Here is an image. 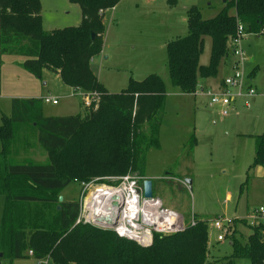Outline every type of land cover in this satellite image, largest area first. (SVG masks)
I'll return each instance as SVG.
<instances>
[{"label":"trees","instance_id":"obj_1","mask_svg":"<svg viewBox=\"0 0 264 264\" xmlns=\"http://www.w3.org/2000/svg\"><path fill=\"white\" fill-rule=\"evenodd\" d=\"M69 1L80 6L81 23L48 31L43 27L41 0H0L2 55L24 57L23 67L37 78H43L45 70L54 71L66 86L101 95L98 108L86 109L85 116H46L42 99H12L11 114L4 115L0 125V194L5 196L0 253L19 259L33 250L37 259L53 264H237L239 259L264 264V228L245 219L237 223L252 233L246 238L236 225L230 238L232 253L224 262L210 261V226L197 214L201 219L197 225L175 234L155 233L148 247L112 229L76 223L80 201H60L73 181L111 182L109 178L126 175L148 178L147 154L161 147L167 88L161 75L151 74L142 81L131 78L122 92L110 93L91 63L103 51L105 12L121 0ZM240 23L247 34H264V0H229L219 14L207 19L197 6L191 7L188 34L167 44L173 85L192 94L199 79L216 78ZM206 36L212 38V51L204 65L200 57ZM26 127L46 152L45 162L10 160L20 129ZM255 139L250 169L264 167V132Z\"/></svg>","mask_w":264,"mask_h":264},{"label":"rangeland","instance_id":"obj_2","mask_svg":"<svg viewBox=\"0 0 264 264\" xmlns=\"http://www.w3.org/2000/svg\"><path fill=\"white\" fill-rule=\"evenodd\" d=\"M50 2L56 3L58 14L55 13L53 17L51 12L44 13L43 27L47 30L81 23L82 10L79 5L69 0ZM224 5V0H121L116 10L105 13L106 35L110 31L107 53L96 56L92 61L93 71L110 93L122 92L131 78L142 81L151 74H159L165 79L167 96L160 133L161 147L148 152L146 175L153 180L154 195L166 205L176 208L187 222L193 213L207 220L219 215L238 219L264 205V167L259 165L250 169L256 151L255 136L264 132V34H247L242 42L248 57L245 68L250 70L259 66L255 78L258 95L250 108L240 106L225 116L217 107L209 106L206 99L183 94L170 79L164 42L188 34V26L181 24L178 17L185 16L184 12L190 6H197L203 18L215 17ZM113 15L115 20H111ZM55 18L59 24L50 25ZM112 37L119 43H113ZM211 51L212 38L206 36L201 64L209 63ZM232 58L230 55L225 60L229 63ZM224 62L217 77L225 76L230 71L223 67ZM7 76L9 73L4 74L1 66L2 94L14 90L4 84ZM43 77L44 82H48L45 93L51 91L60 99L58 105L42 102L46 116L87 114L82 97L77 94L72 96L71 89L57 73L45 70ZM10 78L11 75L9 80L13 81ZM214 79L211 78L210 83ZM10 110V104L0 99V125L4 114L11 113ZM16 145L17 150L13 151L11 161L47 160L46 152L29 127L20 129ZM187 179L192 181L190 185L183 182ZM114 182L98 181L96 184ZM80 190L81 183L73 181L63 194L69 200H79ZM228 194H231V198ZM4 203L5 196L0 194V224ZM237 227L246 238L252 233L249 227L240 224ZM209 246L210 261L224 262V257L232 253L230 240L218 242L215 231L210 232ZM0 264L53 263L49 259H37L30 255L11 259L0 253ZM237 264L252 263L249 259H239Z\"/></svg>","mask_w":264,"mask_h":264},{"label":"built area","instance_id":"obj_3","mask_svg":"<svg viewBox=\"0 0 264 264\" xmlns=\"http://www.w3.org/2000/svg\"><path fill=\"white\" fill-rule=\"evenodd\" d=\"M247 33L244 24L240 23L235 36L229 41L230 71L216 86L200 85L192 93L195 97L207 100L211 107H217L223 115H229L240 106L250 108L253 99L258 95L253 84V77L245 68L248 60L247 52L242 45ZM82 97L85 109H97L101 95L98 91H84L72 88L71 95ZM43 102L58 105L59 97L45 96ZM113 184H96L100 178L81 183L80 214L76 223H95L96 217L117 220L114 230L119 236L125 237L148 247L153 244L154 234H175L186 231L197 225L201 220L193 213L189 222L177 210L168 207L160 197L151 198L144 195V180L136 175H126ZM103 182V181H102ZM186 185V181H183ZM117 202V204H115ZM245 219L251 225H261L264 228V205L252 210L248 216L233 218L219 215L212 220H204L210 226V232H217V241L230 240L236 228L237 220ZM105 228L103 226H100ZM29 255L34 256L33 250Z\"/></svg>","mask_w":264,"mask_h":264},{"label":"crops","instance_id":"obj_4","mask_svg":"<svg viewBox=\"0 0 264 264\" xmlns=\"http://www.w3.org/2000/svg\"><path fill=\"white\" fill-rule=\"evenodd\" d=\"M227 1H229V0H224L225 4H226ZM41 4H42V11H41L42 14L41 15H42V19H43V26H45L44 13L51 12V14H53L52 16L54 17L55 16V13L58 14V7H57L56 3H51L50 0H47V2H45L44 0H41ZM116 8H118V5L116 7H114V8L108 9L107 11H109V10H116ZM190 8H191V6L189 8H187L186 12H184L185 16L182 15V16L178 17L179 22L181 24H183L184 26H186V25L188 26V10ZM175 10H176V13H178V9L176 8ZM169 12H172V11L169 10ZM231 13L235 14V10H231ZM105 16H106V14H105ZM105 16H104V23L106 25ZM177 16H178V14H177ZM112 18L113 19H111V20H115L114 15L112 16ZM210 18H212V17H210ZM53 24H59L58 23V19H56V18L53 19V21H52V23L50 25H53ZM50 30H52V29H50ZM48 31H49V29H48ZM109 35H110V31L108 30L107 35H106V33L104 35V47H103V51H102L101 54H106L107 53L106 48L108 46V43L107 42H108ZM110 39L115 44H118L119 43V40H117L114 37H112ZM173 39H175V38H173ZM168 42H169V40H166L164 42V47H166V49H167ZM93 60H94V58H93ZM23 61H24V57H22L20 55H9V54L2 55L1 52H0V68L2 66L3 67V73L4 74L5 73H7V74L9 73V76L11 75V78L13 79V81H11V80H9V76H7V79H6V81H5L4 84L7 85V86H9V87L11 86V90L14 89L12 93H5V94L0 93V99H5L6 104L9 103L10 106H11V109H12V99H14V98H22V99L39 98V99H42L45 96L57 97L58 95H56L54 93H51V91H49L48 93H45V91H44L45 89L44 88L48 85V82L47 81L44 82V80H43L44 77L43 78H37L33 74L29 73L23 67V65H22L23 64ZM224 61L225 62H224V66L223 67L227 71L230 70L229 64L231 63L232 60L229 63L226 60H224ZM91 67H92V63H91ZM220 68H221V66H220ZM255 68H257V70H258L259 66L253 67L252 69L248 70V72L251 74V72H253ZM92 70H93V68H92ZM257 70L255 71V74L253 76V84L255 86L257 85L256 82H255V78H256V75H257ZM57 75H58V77H60V74L59 73H57ZM43 76H44V74H43ZM222 78H223V76L222 77L221 76L220 77H216V79H214V82L213 83L212 82L210 83V79L211 78H208V79H202L201 78V79H199V84L200 85H204V86H216V85L219 84V82L222 80ZM69 88L72 91V88L71 87H69ZM256 88H257V86H256ZM185 95H188V94H185ZM233 111H235V110H233ZM10 114L11 113H9V114L8 113H5L4 115H7L8 116ZM147 176L149 178H151L149 175H147ZM169 178H171V176ZM63 195L64 194L62 193V196ZM63 197L66 198L65 195ZM228 197L231 198V194H228ZM167 206L170 207V208H172V209H174V210H177L176 208L171 207L170 205H167ZM197 215H199V214H197ZM199 216L201 218H205V217H202L201 215H199Z\"/></svg>","mask_w":264,"mask_h":264},{"label":"water","instance_id":"obj_5","mask_svg":"<svg viewBox=\"0 0 264 264\" xmlns=\"http://www.w3.org/2000/svg\"><path fill=\"white\" fill-rule=\"evenodd\" d=\"M96 34H93V37H95ZM187 184H191L192 181L187 179L186 180ZM144 184V195L145 197L151 198L154 196V190H153V180L151 178H147L146 180H144L143 182ZM64 197L61 195L60 196V201H63ZM115 204H117V202H115ZM95 223L103 226L105 228L108 227H115L117 225V220H113V219H109V218H101V217H96L95 218Z\"/></svg>","mask_w":264,"mask_h":264}]
</instances>
